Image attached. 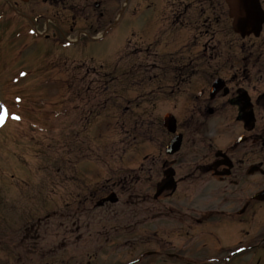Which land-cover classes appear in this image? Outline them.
Returning <instances> with one entry per match:
<instances>
[{
  "label": "rangeland",
  "instance_id": "1",
  "mask_svg": "<svg viewBox=\"0 0 264 264\" xmlns=\"http://www.w3.org/2000/svg\"><path fill=\"white\" fill-rule=\"evenodd\" d=\"M122 1L10 0L36 25L0 0V107L8 112L0 128V264H119L157 248L156 239H184L164 235V205L178 207L181 192L187 205H204L215 194L211 202H219L224 184L199 170L218 148L234 163L232 192L264 186L261 176L246 173L256 150L237 142L246 131L229 102L245 89L256 102L251 133L264 124V27L257 38H240L222 0H195L196 9L184 0V12L169 5L165 12L163 0ZM198 11L214 19L209 50L201 47L209 35L199 36ZM218 40L227 49L215 50ZM184 43L193 49L175 53ZM216 76L230 91L210 100ZM167 110L183 134L172 156L164 153ZM170 159L179 168L176 195L155 199V175ZM124 175L128 183H117ZM103 176L118 201L96 206L106 193L96 189ZM199 193L208 195L195 201ZM211 249L212 258L204 248L168 264L218 262L224 253Z\"/></svg>",
  "mask_w": 264,
  "mask_h": 264
},
{
  "label": "flooded vegetation",
  "instance_id": "2",
  "mask_svg": "<svg viewBox=\"0 0 264 264\" xmlns=\"http://www.w3.org/2000/svg\"><path fill=\"white\" fill-rule=\"evenodd\" d=\"M4 2L6 0H3ZM181 0H170L169 6L175 8L177 12H184L180 10ZM202 11L196 13V24L199 25V36L209 35L205 40L206 43L201 47L205 50H209L213 37L216 35L215 30H211L213 21L210 18L201 19ZM215 49H223L222 46H218ZM264 140V126L261 128L257 135L253 136L251 142L256 144L259 149V157L255 161L259 169L264 170V147L261 146ZM223 159V158H222ZM210 166V162L204 164ZM216 172L222 171V166H213ZM252 175L260 174L261 184H264V173L261 170H257ZM179 182V180H178ZM218 182L224 184L219 203H206L201 205L199 203L193 206L187 205L184 198V193L181 192L177 195L178 207L171 205L170 203L164 208L166 209V216L164 218V233L169 237L172 228H177V234L179 236H190L191 230H196V236L194 239H189V243H199L200 246L207 247V244L212 243H226L229 245H235L229 253L228 264H259L261 256L264 255V250L256 251L257 242L260 239H264V201H259L253 198L255 193H249V190L242 188L235 193L229 187L233 180L231 179V173L227 176L218 177ZM107 193V192H106ZM163 199L169 200L176 195V190L170 195L168 191L164 192ZM207 193H199L195 197L197 199L205 198ZM211 201L216 198V194ZM172 220V224H171ZM170 225V227H169ZM171 228V229H170ZM108 240V239H106ZM173 240V241H172ZM188 239H156L157 248H154V239H146L153 246L150 251L138 252L139 255H145V259L135 257V263L132 264H167V260L170 256L175 258H182L185 254H191L192 250ZM207 242V244H206ZM206 244V245H205ZM137 253H135L136 255Z\"/></svg>",
  "mask_w": 264,
  "mask_h": 264
},
{
  "label": "water",
  "instance_id": "3",
  "mask_svg": "<svg viewBox=\"0 0 264 264\" xmlns=\"http://www.w3.org/2000/svg\"><path fill=\"white\" fill-rule=\"evenodd\" d=\"M234 1L236 3H239V2L242 3V9L237 10L238 11L237 12L238 19L234 23L235 30H238L242 34H245L247 32V28L254 27L253 26V19H255V26L258 27V24L262 20V14H261V11L259 10V7L257 5V1L256 0H234ZM245 3H246V6H245ZM246 18H248V19H246ZM222 85H223L222 80L216 79L214 81V84H213L212 95L217 90H219L220 87H222ZM224 92H227V90H225ZM242 97L244 99L243 108H250L249 99L247 98L245 93L242 94ZM242 118L245 121V124L248 126V128H251L253 126V115H252L251 110H249L248 112H244L242 115ZM165 124L170 131L175 130V121L170 115H167L165 117ZM180 142H181V135H176L168 144V146L166 148V152L167 153L175 152L179 148ZM226 164H230L229 161H227ZM169 174H171V173H169ZM169 181L166 180V181L159 183L157 193L160 192L162 189H164L165 186H168ZM263 194H264V192H263ZM107 199L110 201H116V199L113 198V195L111 197H108Z\"/></svg>",
  "mask_w": 264,
  "mask_h": 264
},
{
  "label": "snow or ice",
  "instance_id": "4",
  "mask_svg": "<svg viewBox=\"0 0 264 264\" xmlns=\"http://www.w3.org/2000/svg\"><path fill=\"white\" fill-rule=\"evenodd\" d=\"M6 116H7V112L6 111L0 113V123H3L4 122V120L6 119ZM14 118L15 119H19L18 116L17 117H14Z\"/></svg>",
  "mask_w": 264,
  "mask_h": 264
},
{
  "label": "bare ground",
  "instance_id": "5",
  "mask_svg": "<svg viewBox=\"0 0 264 264\" xmlns=\"http://www.w3.org/2000/svg\"><path fill=\"white\" fill-rule=\"evenodd\" d=\"M6 123H7V119L5 120V122L3 123V125L1 127H3Z\"/></svg>",
  "mask_w": 264,
  "mask_h": 264
}]
</instances>
